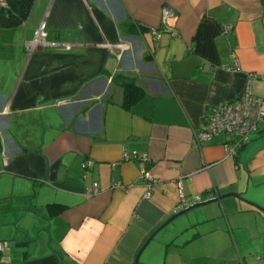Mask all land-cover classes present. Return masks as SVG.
<instances>
[{
  "label": "crops",
  "instance_id": "crops-1",
  "mask_svg": "<svg viewBox=\"0 0 264 264\" xmlns=\"http://www.w3.org/2000/svg\"><path fill=\"white\" fill-rule=\"evenodd\" d=\"M42 20L64 45L29 53ZM246 90L264 108V0H33L0 27V264H135L218 196L137 264H261L264 118L232 156L195 138Z\"/></svg>",
  "mask_w": 264,
  "mask_h": 264
},
{
  "label": "built area",
  "instance_id": "built-area-1",
  "mask_svg": "<svg viewBox=\"0 0 264 264\" xmlns=\"http://www.w3.org/2000/svg\"><path fill=\"white\" fill-rule=\"evenodd\" d=\"M3 1V0H0ZM172 14V9L167 4L161 7L162 21ZM153 36L157 38L159 34L153 31ZM60 42L47 40L46 21L42 20L34 32L32 39L26 42L29 53L41 46H60ZM68 45V44H65ZM111 51L118 49V58L127 48L126 44H115L107 46ZM236 66V64H234ZM235 69V67H230ZM264 118V108L262 100L252 96L249 90L240 94L237 98L218 104L211 109V112L205 117V122L195 133L196 140H207L216 135L223 134L229 140L226 156H232L236 150L248 141L251 132L257 129L258 122ZM125 159L137 157L135 154H123ZM145 174V173H144ZM147 175V173H146ZM94 192L97 190L96 183L93 184ZM5 242L0 241V253L5 248ZM261 264H264V258Z\"/></svg>",
  "mask_w": 264,
  "mask_h": 264
},
{
  "label": "trees",
  "instance_id": "trees-1",
  "mask_svg": "<svg viewBox=\"0 0 264 264\" xmlns=\"http://www.w3.org/2000/svg\"><path fill=\"white\" fill-rule=\"evenodd\" d=\"M33 0H3L0 1V27H16L29 15ZM131 30H134L130 27ZM119 84L124 87V105L129 106L143 91L133 80L122 76L116 77Z\"/></svg>",
  "mask_w": 264,
  "mask_h": 264
},
{
  "label": "water",
  "instance_id": "water-1",
  "mask_svg": "<svg viewBox=\"0 0 264 264\" xmlns=\"http://www.w3.org/2000/svg\"><path fill=\"white\" fill-rule=\"evenodd\" d=\"M232 195H236L235 193H230ZM222 196H218V197H214V198H210L208 200H205V201H201V202H195L193 204H191L190 206L186 207L185 209H182V210H179L178 212H176L174 215H172L170 218H168L160 227L157 228V230L151 234V236L146 240V242L143 244V246L139 249L137 255H136V258H135V264H137V260H138V256L140 254V252L144 249V247L149 243L150 239L153 237V235L158 232L160 229H162L170 220H172L173 218L181 215L182 213L192 209V208H195V207H198V206H201V205H204L206 203H209L211 201H215V200H219ZM262 211H264L263 208H261Z\"/></svg>",
  "mask_w": 264,
  "mask_h": 264
},
{
  "label": "rangeland",
  "instance_id": "rangeland-1",
  "mask_svg": "<svg viewBox=\"0 0 264 264\" xmlns=\"http://www.w3.org/2000/svg\"><path fill=\"white\" fill-rule=\"evenodd\" d=\"M195 256L196 258L191 262V264H210V259L204 258L203 254L196 253Z\"/></svg>",
  "mask_w": 264,
  "mask_h": 264
}]
</instances>
